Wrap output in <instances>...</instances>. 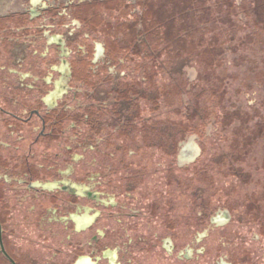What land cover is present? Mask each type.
Instances as JSON below:
<instances>
[{"label": "flooded vegetation", "instance_id": "flooded-vegetation-1", "mask_svg": "<svg viewBox=\"0 0 264 264\" xmlns=\"http://www.w3.org/2000/svg\"><path fill=\"white\" fill-rule=\"evenodd\" d=\"M122 4L133 6L135 20L122 24L128 36H96L102 25L97 11L112 13ZM238 10V17L248 19L243 3ZM218 18L206 0H0V57L5 60L0 122L7 127L6 138L0 140V256L5 264H140L139 253L147 256L157 248L177 264H199L217 231L227 248L226 260L219 264H264V182L255 181V174L264 173V151L256 155L250 148L264 140V101L253 102L241 89L249 103L242 114V135L230 151L216 152L212 163L240 187L255 183L263 192L234 196L208 211L205 189L198 185L189 191L195 200L189 216L176 211L167 198L164 203L163 197L151 199L146 210L152 217L158 214L163 234L137 231L139 206L148 200L135 194L148 172L135 170L142 165L137 155L156 148L173 157L165 165L167 179L180 187L175 169L186 171L203 160L205 151H198L194 140L202 142V134L222 119L214 110L220 102L218 86L208 79L224 62L215 31ZM254 33L264 39L260 30ZM129 62L134 64L131 72L118 70ZM158 74L181 89L177 107L170 104L171 85L153 84ZM177 77L188 84L182 88ZM256 84L264 88V79ZM164 110L203 121L205 132L170 118L155 121L153 116ZM240 113L225 116L233 124ZM18 129L14 146L11 137ZM62 144L65 151H53ZM92 149L102 152L101 173L81 165L83 152ZM116 154L117 164L109 162ZM251 157L253 165L248 164ZM97 174L102 194H112L108 200L91 190ZM90 203L100 209L92 210ZM127 205V212L113 210ZM234 223L256 230L238 234L228 229ZM98 224L102 226L96 228ZM33 229L37 238L31 236ZM178 239L185 242L182 248ZM169 262L166 258L164 264Z\"/></svg>", "mask_w": 264, "mask_h": 264}, {"label": "rangeland", "instance_id": "rangeland-1", "mask_svg": "<svg viewBox=\"0 0 264 264\" xmlns=\"http://www.w3.org/2000/svg\"><path fill=\"white\" fill-rule=\"evenodd\" d=\"M239 2L245 3L247 5L246 9H248L249 11L248 19H246L243 14H240V16L238 17V13H240V11L238 10V5L240 4ZM206 3L209 7V10L215 12V17L217 18L219 16L217 20V29L215 31L216 35L218 34V51L222 53L220 57L224 59V62L221 64L222 66L219 67V69L214 71L211 70L212 72H210V77H208V79L210 80V82H214L215 86H218L220 102L219 106L217 108H214V110H217L219 115L222 116V119L219 125H215L213 129L210 127L207 133L202 134L204 136L202 142L197 139L194 140V147L198 149V151H201L202 148L205 151L203 156L201 157L203 158V160L198 164L196 163L195 167L193 166L186 171L175 169V172H177L179 177L182 179V185L180 187H176L174 182L170 183L167 179V170L165 169V165L167 162L173 161V157H167L163 151L157 150L156 148L141 150L140 155H137V161L140 162L141 159L140 163L142 165H139L136 169H134L139 173L144 172V169L148 170L142 182H140V184L137 186V192L135 193L139 197H148V200L143 202V204L139 206L140 210L138 213L140 214H138L137 217L138 233L151 232L154 235L163 234L164 226L162 224V220H160V218L158 217V214L152 217L146 210V206L151 199H158V197H163L164 203L165 198H167V201H169L171 205L175 204L176 211L184 212L189 216L191 215V213H193L195 206V200H193V197L191 196V193L189 191L190 189H193L198 185L205 189L204 197L206 199V206L208 208V211L213 210L216 206L223 204L226 201H231L234 196L237 197L239 195L243 196L245 194L253 193L257 196V194L263 192V187H261V185L264 182V173L262 174V176H260L259 174H255V181H260V187H258L255 183H251L247 186V188H243L240 187L239 183H237L236 178L231 177L230 175L227 176L226 174H224V172H219V170H221V167H217L212 163V157L218 151H230L235 144L238 135L241 134L240 128L243 124L242 114L246 112L245 106L249 103L248 95L245 97L238 91L241 89L244 92H249L252 96L253 102L264 101V88H259L256 84L257 81L264 79V39L261 37V39L258 40L254 33V30L256 29L260 30L261 35H264V0H206ZM132 7L133 6L122 4L116 11L112 13L104 8H101L99 11H97L100 17L98 18L97 22L102 21V25L100 27H97L95 35L102 36V38L113 37L117 35L120 36L121 39L127 37L129 30L127 29V27L122 26V24L124 23L126 25V23H131L135 20V17H133L132 15ZM247 20H249V25L246 24ZM248 35H250V41L246 38V36ZM211 36H214L213 33L211 34ZM210 43L211 41L208 40L205 44L208 46V44ZM135 60L137 59L135 58ZM4 63L5 60L0 57V71L1 66L4 65ZM133 65L134 64L132 62H129L125 65L122 64V66L119 67L118 70L122 72H131V67H133ZM177 78L179 79L182 88L188 84V82L186 83V80L183 79V77ZM187 78L189 77L187 76ZM4 82V74L0 73V91L3 88ZM153 84L155 86L169 85V87L171 85L170 88L172 98L170 104L175 105L176 107L179 105V96L181 94V89L177 91L176 85L173 84L169 78L158 74L157 77L155 76ZM246 84H250L248 90H246V88L244 87L246 86ZM206 103L211 104L210 101H207ZM211 109L213 108H210V110ZM237 110H242V113H240L241 117H236L235 114V117L233 119H236L234 120V123L231 124V120L228 121V116L226 117L225 115L227 114V112L232 113L234 111L236 112ZM163 112V115L159 117L153 116V119L155 121H164L165 119L170 118L175 122L177 121V123L181 122L182 124H185L188 129L196 128L199 129L201 133L205 132V124L202 123L203 121H189L187 117L185 115H182L181 113L175 115L171 113L170 115H166V111L164 110ZM262 113L264 115V111ZM145 115L150 116L151 113L146 112ZM258 121L259 119H256L254 120V123H258ZM6 129V124L0 122V140H4L6 138ZM16 131L17 132L14 137H11V143L14 146L18 144V133L20 132V129ZM212 131H214L213 135H210ZM114 137H116V135ZM122 140L123 139H120V141ZM96 141L98 140H94L93 142ZM138 141L139 145L142 146L140 137ZM98 143L102 144V140ZM66 145H69V143L67 142ZM65 148L66 146L62 144L59 147L54 146L53 151H65ZM250 148L251 151H257L256 155H260L261 152L264 151V140L257 143L256 145L253 144V146H251ZM109 150L110 148H107V151ZM75 151V153H82L80 149H75ZM86 151L88 152H83L85 154V161H83L81 165H89L91 173H101L102 152H97L96 149ZM98 151H102V145H100ZM1 154L2 156L5 155L3 152H1ZM119 157L120 156L116 154L115 157L112 158L113 160L110 159L109 162L112 161V163L117 164V158ZM248 162V164L253 165V157H251ZM63 167H65V165ZM196 170H207L208 173L202 174L199 177L197 175L198 171L196 172ZM120 173H123V171ZM78 175H82L81 172H79ZM120 176L121 175H119V177ZM100 180H102V177L99 174H97L96 177H92V181H94L95 183L99 182ZM92 181L89 187L92 186ZM230 186H234V192H232L233 189L229 191ZM111 189H107V192L112 193L113 190ZM91 190L93 192H100L99 194L101 198L105 197L108 200L112 197V194L103 195L102 185L100 186L98 183L95 186L93 185V188H91ZM15 202L16 201H11L10 204L16 205ZM94 206L96 205L93 203L89 204V208H91L92 210ZM107 206L110 207V204H107ZM96 208L100 209L97 206ZM127 208H129L128 205L124 206V208L116 206L113 210L117 211L118 209H123L125 210V212H127ZM91 209L90 211L92 212ZM15 214H17L16 216H18L19 211L15 212ZM91 214L94 213L92 212ZM111 222L114 223V221ZM100 224H102V221H100ZM100 224H98L96 228L101 227L102 225ZM192 226L196 227L195 225ZM205 226L207 225H203V227ZM228 229L231 231H235L238 234L247 233L249 232V230H256L254 226L243 227L241 224L236 223H234ZM181 232H184L183 227H179V234H181ZM30 233L33 238H37V234H35L34 229L30 230ZM219 233V231L215 232L209 238V242L207 241V248H205L206 253H203L200 256L199 264H219L221 261L226 260L227 248L226 246H222L223 242H221L220 240L221 234ZM249 236L251 237L250 239H252V235L250 234ZM250 242L257 244V242L253 240H250ZM177 243L180 248H182L185 242L182 239H178ZM164 258H169V260L171 261L169 262V264H177L175 260L176 258L168 255L167 251L164 249L159 250V248H157V250L151 252L147 256L139 253L140 264H164ZM1 264L5 263L2 261Z\"/></svg>", "mask_w": 264, "mask_h": 264}, {"label": "trees", "instance_id": "trees-1", "mask_svg": "<svg viewBox=\"0 0 264 264\" xmlns=\"http://www.w3.org/2000/svg\"><path fill=\"white\" fill-rule=\"evenodd\" d=\"M246 7H247V5L245 4V3H243V9H244V11H245V13L248 15V17H249V11H248V9H246ZM220 20V19H219ZM253 38V37H252ZM233 39V38H232ZM231 39V40H232ZM251 40V39H250ZM249 40V41H250ZM3 261V259H2V257L0 256V264H1V262Z\"/></svg>", "mask_w": 264, "mask_h": 264}, {"label": "water", "instance_id": "water-1", "mask_svg": "<svg viewBox=\"0 0 264 264\" xmlns=\"http://www.w3.org/2000/svg\"><path fill=\"white\" fill-rule=\"evenodd\" d=\"M0 242H1V247H2V250L4 251V247H3V243H2V240L0 238Z\"/></svg>", "mask_w": 264, "mask_h": 264}]
</instances>
